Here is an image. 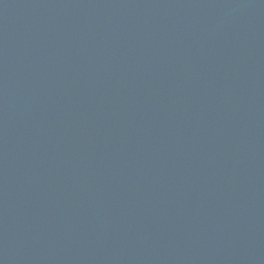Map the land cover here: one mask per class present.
I'll list each match as a JSON object with an SVG mask.
<instances>
[{
    "label": "water",
    "instance_id": "obj_1",
    "mask_svg": "<svg viewBox=\"0 0 264 264\" xmlns=\"http://www.w3.org/2000/svg\"><path fill=\"white\" fill-rule=\"evenodd\" d=\"M0 264H264V0H0Z\"/></svg>",
    "mask_w": 264,
    "mask_h": 264
}]
</instances>
